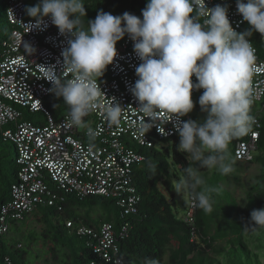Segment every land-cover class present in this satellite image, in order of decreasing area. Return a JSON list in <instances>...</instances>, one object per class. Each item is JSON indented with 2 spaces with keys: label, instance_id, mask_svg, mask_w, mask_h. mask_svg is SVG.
<instances>
[{
  "label": "clouds",
  "instance_id": "9594fccd",
  "mask_svg": "<svg viewBox=\"0 0 264 264\" xmlns=\"http://www.w3.org/2000/svg\"><path fill=\"white\" fill-rule=\"evenodd\" d=\"M236 7L250 25L240 33L233 29L226 6L208 8L205 0H147L142 19L128 12L113 16L101 11L87 27L82 19L86 15L83 0H40L26 7L34 19L26 26L42 29L47 26L44 18L49 17L61 34L73 37L62 53L64 71L72 78L62 80L54 68L43 67L52 91L70 106L72 126L82 125L84 117L97 108L104 95L97 81L116 58L117 42L126 34L130 37L142 61L130 89L139 102L137 109L151 121L158 113L170 114L175 120L177 150L186 153L188 160L179 191L210 212L212 194L220 189L206 185L201 169L229 174L233 170L229 145L247 135L254 122L250 109L256 56L249 38L255 32L264 36V0H236ZM200 16L206 17L203 23ZM23 46L32 50L27 43ZM194 89H203L198 99L201 112L206 113L203 121L181 119L195 107ZM122 112L115 98L104 106L105 118L112 124L119 123ZM141 131H145L144 124ZM87 135L94 139L97 133L89 127ZM149 167L155 165L149 162ZM247 226L264 227V208L251 211ZM145 264L158 262L150 259Z\"/></svg>",
  "mask_w": 264,
  "mask_h": 264
},
{
  "label": "built area",
  "instance_id": "2783aa9c",
  "mask_svg": "<svg viewBox=\"0 0 264 264\" xmlns=\"http://www.w3.org/2000/svg\"><path fill=\"white\" fill-rule=\"evenodd\" d=\"M28 1L7 0L6 16L12 30L1 42L0 128L4 139L16 146L19 173L11 186L10 200L0 208V253L2 238L9 233L12 223L24 220L40 206H56L63 199L59 194L63 191L115 200L121 216L118 227L110 222L90 226L73 220L66 225L85 239L95 256L91 264H124L119 240L127 236L138 212L141 197L133 174L135 166L145 159L135 146L162 148L166 144L161 140L179 139L175 120H171L170 114L158 113L151 121L137 109L139 102L130 89L138 79L135 69L142 61L127 34L117 42L116 58L97 81L105 96L101 95L97 108L84 117V123L72 126L69 113L54 118L45 103L53 93V84L44 78L43 67L54 68L62 80L71 79V73L64 71L62 53L73 37L61 34L49 17L44 18L46 27L28 30L26 25L34 22L26 13ZM205 4L208 8L226 6L233 29L238 33L245 31L247 22L238 12L236 0H205ZM205 19L199 17L201 23ZM258 34L262 49L250 40L256 56L250 110L264 100V36ZM24 43L32 50H26ZM192 80L195 83L196 77ZM202 93L203 89H194L192 96ZM111 98L123 107L118 124L105 118L104 106ZM24 111L39 112L43 119L36 123L24 120ZM190 118L188 114L181 119ZM252 118L250 132L235 143V159L240 162H251L258 152L262 124L258 114ZM146 122L155 125L151 127ZM142 124L145 131H141ZM89 127L97 133L94 139L87 135ZM147 127L151 128L146 133ZM197 209L188 196L187 202L181 204V219L194 225ZM5 263L15 264L10 257L5 258Z\"/></svg>",
  "mask_w": 264,
  "mask_h": 264
},
{
  "label": "trees",
  "instance_id": "16d2710c",
  "mask_svg": "<svg viewBox=\"0 0 264 264\" xmlns=\"http://www.w3.org/2000/svg\"><path fill=\"white\" fill-rule=\"evenodd\" d=\"M31 2L32 0L28 1V6ZM89 2H94L93 8L98 12L109 9L116 16L128 12L142 19V9L147 0H83L86 15L82 19L85 27L89 22L86 19ZM0 5L1 52V42L11 33L12 27L6 16L7 0H0ZM245 27L247 30L250 25L247 23ZM249 39L262 49L257 32ZM192 99L194 104H198V95L192 96ZM45 103L56 119L70 111V106L54 91L45 99ZM255 114L260 116L262 127L258 154L251 163H258L261 171L247 187L246 204L242 205L235 192L226 186L232 179L238 180V174L244 168L243 163L235 159L237 138L230 143L228 149L233 169L229 174L222 175L215 169H201L206 185L220 190L212 194L210 212L198 207L194 225L180 219L176 203L169 200L161 189L163 186L174 195L172 181L173 177H178L176 169L181 168L185 175L184 168L188 166V160L186 153L177 150L179 139L173 137L161 140L166 144L162 148L135 146L144 154L145 159L135 166L133 174L141 197L138 212L132 219L127 236L119 240V253L124 264H145L150 259L158 264H263L264 227L252 228L247 225L251 211L264 208V100L250 110L251 116ZM23 119L36 123L43 119V115L24 111ZM12 145L15 147L16 157L9 167L3 166L1 161L6 156L0 149V208L10 200L11 186L18 179L19 173L16 146L12 141L4 139L0 128V146L10 148ZM149 162L155 168H150ZM59 194L63 199H59L56 206H40L24 220L12 223L9 233L1 241L0 264H6V257H10L15 264H34L28 258L29 252L23 241L28 239L31 246L38 238L49 245L50 259L45 261L46 264H91L95 256L85 239L77 236L66 223L73 220L98 226L103 222H110L118 227L121 221L119 207L115 200L102 196H81L63 191ZM87 206L93 211L99 206L103 213L94 219L91 212L87 211ZM31 217L40 218L44 223V229L38 237L34 231L27 234L24 232ZM174 241L176 245L173 244Z\"/></svg>",
  "mask_w": 264,
  "mask_h": 264
},
{
  "label": "rangeland",
  "instance_id": "374dc122",
  "mask_svg": "<svg viewBox=\"0 0 264 264\" xmlns=\"http://www.w3.org/2000/svg\"><path fill=\"white\" fill-rule=\"evenodd\" d=\"M128 1V0H124ZM40 2V0H32L30 3V6H35ZM94 2L87 3L88 7V16L86 17L87 21H94L97 14L99 13L96 8H93ZM1 10V5H0ZM106 13H110L113 15V12L111 13V10L107 9ZM116 16V15H113ZM191 118H196L198 121L204 120L206 118V113L201 112L200 106L195 103V107L191 113H189ZM1 152L5 154V158L2 159L3 166L9 167L12 163V161L16 157V151L15 147L12 145L10 148L6 146H0ZM244 168L243 170L238 174L239 179L234 180L232 179L230 182L226 183V186L229 187L231 190H233L236 194V196L239 199V202L244 205L247 202L246 199V190L247 187L253 183L256 180V176L261 171V166L258 163H243ZM171 171H174L171 169ZM176 174H178L177 178L173 177V184H174V192L173 196L164 189L163 186H161L162 191L167 196L169 200H174L175 205L178 207L179 214L182 215L181 212V204L187 202L188 195L185 193H182L179 191V181L182 177H184V173L182 172L181 168L176 169ZM87 211L91 212L92 218L96 219L98 218V215L103 213V210L96 206V211H93L90 209V206H87ZM61 222V221H60ZM44 229V223L40 220V218L37 217H31L24 229L25 234L28 232L34 231L37 235V237L41 234V232ZM25 244V248L29 252V260L33 262L34 264H46L45 261L49 260V245H46L42 239L38 238V241L33 243L30 246L29 240L25 239L23 241ZM174 245H176V242H173ZM263 264H264V258H263Z\"/></svg>",
  "mask_w": 264,
  "mask_h": 264
},
{
  "label": "crops",
  "instance_id": "0c3cea01",
  "mask_svg": "<svg viewBox=\"0 0 264 264\" xmlns=\"http://www.w3.org/2000/svg\"><path fill=\"white\" fill-rule=\"evenodd\" d=\"M50 259V258H49Z\"/></svg>",
  "mask_w": 264,
  "mask_h": 264
}]
</instances>
